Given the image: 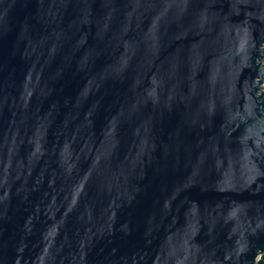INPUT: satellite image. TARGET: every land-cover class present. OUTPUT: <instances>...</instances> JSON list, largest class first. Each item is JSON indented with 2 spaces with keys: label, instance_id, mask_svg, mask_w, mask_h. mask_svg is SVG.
I'll list each match as a JSON object with an SVG mask.
<instances>
[{
  "label": "water",
  "instance_id": "1",
  "mask_svg": "<svg viewBox=\"0 0 264 264\" xmlns=\"http://www.w3.org/2000/svg\"><path fill=\"white\" fill-rule=\"evenodd\" d=\"M264 0H0V264H264Z\"/></svg>",
  "mask_w": 264,
  "mask_h": 264
},
{
  "label": "built area",
  "instance_id": "2",
  "mask_svg": "<svg viewBox=\"0 0 264 264\" xmlns=\"http://www.w3.org/2000/svg\"><path fill=\"white\" fill-rule=\"evenodd\" d=\"M263 90H264V86H263Z\"/></svg>",
  "mask_w": 264,
  "mask_h": 264
},
{
  "label": "rangeland",
  "instance_id": "3",
  "mask_svg": "<svg viewBox=\"0 0 264 264\" xmlns=\"http://www.w3.org/2000/svg\"><path fill=\"white\" fill-rule=\"evenodd\" d=\"M262 86H264V84Z\"/></svg>",
  "mask_w": 264,
  "mask_h": 264
}]
</instances>
